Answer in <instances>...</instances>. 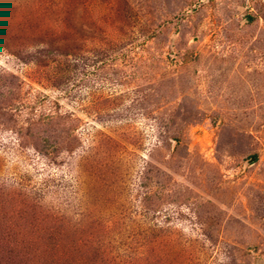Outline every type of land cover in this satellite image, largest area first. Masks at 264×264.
Returning <instances> with one entry per match:
<instances>
[{"label": "rangeland", "instance_id": "rangeland-1", "mask_svg": "<svg viewBox=\"0 0 264 264\" xmlns=\"http://www.w3.org/2000/svg\"><path fill=\"white\" fill-rule=\"evenodd\" d=\"M0 264H264V0H0Z\"/></svg>", "mask_w": 264, "mask_h": 264}]
</instances>
